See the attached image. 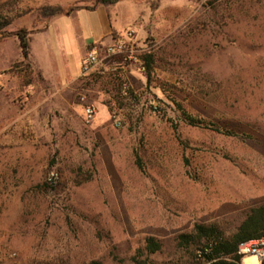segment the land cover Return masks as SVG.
<instances>
[{
    "label": "rangeland",
    "instance_id": "obj_1",
    "mask_svg": "<svg viewBox=\"0 0 264 264\" xmlns=\"http://www.w3.org/2000/svg\"><path fill=\"white\" fill-rule=\"evenodd\" d=\"M113 1L0 0L31 34L30 65L0 41V264H132L149 237L167 263L196 223L232 232L264 205V0Z\"/></svg>",
    "mask_w": 264,
    "mask_h": 264
},
{
    "label": "trees",
    "instance_id": "obj_2",
    "mask_svg": "<svg viewBox=\"0 0 264 264\" xmlns=\"http://www.w3.org/2000/svg\"><path fill=\"white\" fill-rule=\"evenodd\" d=\"M103 5L114 4L117 1L101 0ZM217 0L209 2L216 3ZM82 9L78 6L62 8L60 6H46L39 10L38 17L49 20L55 17H70ZM13 18L0 11V41L16 38L19 43L21 57L24 64L31 63V34L26 29L10 32ZM142 60L147 69V78H152L154 56L146 54ZM184 121L195 128L211 129L222 133L221 129L213 124L195 118L183 111ZM229 134V133H228ZM264 238V205L251 208L244 220L229 232L216 222L196 223L188 232L178 234L174 239V254L167 263L162 264H242L239 248L242 244ZM164 253V243L155 237H149L143 248L136 252L132 264H155L150 260L152 256ZM90 264H101L91 262Z\"/></svg>",
    "mask_w": 264,
    "mask_h": 264
},
{
    "label": "built area",
    "instance_id": "obj_3",
    "mask_svg": "<svg viewBox=\"0 0 264 264\" xmlns=\"http://www.w3.org/2000/svg\"><path fill=\"white\" fill-rule=\"evenodd\" d=\"M132 34H127L124 36V39H119L108 47L107 55L108 57H115L118 55H123L128 52L127 43L132 39ZM103 62L102 57L98 53V50L92 49L87 52L86 56L81 62V70L83 74H88L95 67L101 65ZM86 115L89 119H92L95 115V111L88 108L86 110ZM55 181L54 175L49 178V182L52 183ZM239 255L241 257L250 256L256 257L260 260L261 264H264V238L255 241H249L242 244L239 248Z\"/></svg>",
    "mask_w": 264,
    "mask_h": 264
},
{
    "label": "crops",
    "instance_id": "obj_4",
    "mask_svg": "<svg viewBox=\"0 0 264 264\" xmlns=\"http://www.w3.org/2000/svg\"><path fill=\"white\" fill-rule=\"evenodd\" d=\"M100 38H98L96 41L91 42V39H85L84 43H83V48L87 47L89 44L90 45H94L99 41ZM57 47V46H56ZM58 49V48H57ZM83 50V49H82ZM58 52V51H57ZM82 60V55L80 54V56L78 57V65H79V70L75 71V74H77L80 70H81V61Z\"/></svg>",
    "mask_w": 264,
    "mask_h": 264
}]
</instances>
